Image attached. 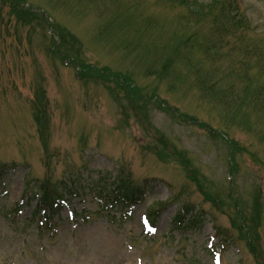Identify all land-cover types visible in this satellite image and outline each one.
Segmentation results:
<instances>
[{"label":"rangeland","instance_id":"1","mask_svg":"<svg viewBox=\"0 0 264 264\" xmlns=\"http://www.w3.org/2000/svg\"><path fill=\"white\" fill-rule=\"evenodd\" d=\"M180 3L0 0V264H264V0ZM103 182L145 190L126 222ZM41 185L54 236L2 215Z\"/></svg>","mask_w":264,"mask_h":264},{"label":"trees","instance_id":"2","mask_svg":"<svg viewBox=\"0 0 264 264\" xmlns=\"http://www.w3.org/2000/svg\"><path fill=\"white\" fill-rule=\"evenodd\" d=\"M181 2L180 3V5H183V6H186V7H188L189 8V10L192 12V14H197L198 16L199 15H202V12H203V9H209L210 7H212L213 5H215V4H217L220 0H213L212 2L213 3H207V4H205V5H202V4H198V3H194L196 0H169V2H173V3H175V2ZM183 2V3H182ZM193 2V3H192ZM231 11H234V12H236L237 10L236 9H234L233 10V8H232V6H231V9H230V12ZM230 15L231 16H233L234 15V13L232 12V14L230 13ZM245 34H246V32H245ZM48 187V186H47ZM46 187V189H48ZM122 190V189H121ZM120 190V191H121ZM124 190V191H123ZM123 190L121 191L122 193H120V194H122L123 195V199H122V201H126L127 199L129 200L130 198H131V194H129V192H130V190H127V186H125V184L123 185ZM119 194V195H120ZM50 195H52V193H51V191H50ZM53 200V199H52ZM52 200H50V199H47L46 198V200H45V203H43V205L46 207V208H49L50 210H53V208L52 207H54V205L52 204L53 202H52ZM54 201V200H53ZM119 203H121V202H119Z\"/></svg>","mask_w":264,"mask_h":264}]
</instances>
